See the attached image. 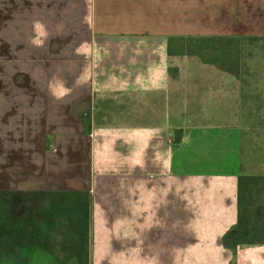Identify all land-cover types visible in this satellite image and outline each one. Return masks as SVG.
Listing matches in <instances>:
<instances>
[{
	"label": "crops",
	"instance_id": "crops-1",
	"mask_svg": "<svg viewBox=\"0 0 264 264\" xmlns=\"http://www.w3.org/2000/svg\"><path fill=\"white\" fill-rule=\"evenodd\" d=\"M3 2L29 20L37 82L70 122L47 128L44 181L29 192L88 194L92 264L116 252L141 264H264V244H222L237 220L238 177L264 173L245 168L227 111L212 112L213 78L221 85L229 73L184 52L192 38L225 34L212 4Z\"/></svg>",
	"mask_w": 264,
	"mask_h": 264
},
{
	"label": "rangeland",
	"instance_id": "rangeland-1",
	"mask_svg": "<svg viewBox=\"0 0 264 264\" xmlns=\"http://www.w3.org/2000/svg\"><path fill=\"white\" fill-rule=\"evenodd\" d=\"M3 1L0 0V190L26 193L34 189V180L44 181L47 128L55 126L50 129L52 131L70 122L65 118L63 102L46 100L45 86L37 82L40 54L34 50L35 44L31 45L34 38L29 32V20L11 18L14 9L8 8ZM207 1L212 4L208 14L209 17L212 15L213 27L222 24L225 32L211 37L243 39L238 43V49L242 62L247 65V72L239 79L229 74L228 82L223 80L220 85L221 80L213 78L212 112L216 116L218 110H222L224 119L227 111L228 124L237 126L241 132L240 150L245 168L264 173V0ZM220 1H223L222 20L217 18ZM249 37L262 40L249 42ZM191 41L186 47L183 45L188 54L199 51L202 57L212 60L221 52V45L216 41L206 49L196 48ZM217 70L220 71L214 67L213 73L216 74ZM14 199L16 196L13 195L0 196V214ZM24 199L17 198L13 209L15 215L24 213L29 204L32 205ZM39 233L37 245L0 252V264H57L49 253L32 249L48 243L57 253L61 236L54 231V226L45 223ZM138 237L136 235L135 239ZM129 254L130 258H126V252H116L108 256L107 262L141 264L140 259H132V252ZM191 261L181 259L180 264H190Z\"/></svg>",
	"mask_w": 264,
	"mask_h": 264
},
{
	"label": "trees",
	"instance_id": "trees-1",
	"mask_svg": "<svg viewBox=\"0 0 264 264\" xmlns=\"http://www.w3.org/2000/svg\"><path fill=\"white\" fill-rule=\"evenodd\" d=\"M193 39V40H192ZM196 48H205L217 42L221 52L211 61L220 70L236 79L247 72L242 62L239 38H192ZM249 42L258 41L253 37ZM217 49V48H216ZM214 49V50H216ZM216 53V52H215ZM201 57L199 51H193ZM1 195H13L11 205L0 214V252L39 244L40 229L54 226L59 236V249L52 250L46 243L42 249L50 253L58 264H90V200L86 192L0 190ZM25 197L31 203L24 213H13L17 198ZM29 197V199H28ZM264 244V175H240L237 182V220L222 236L224 247L234 250L239 244ZM228 264H235L234 261Z\"/></svg>",
	"mask_w": 264,
	"mask_h": 264
}]
</instances>
